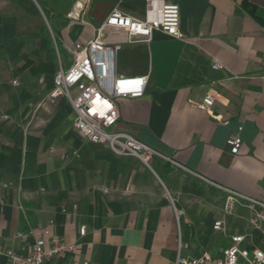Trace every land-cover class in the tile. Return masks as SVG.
<instances>
[{"label": "crops", "instance_id": "crops-1", "mask_svg": "<svg viewBox=\"0 0 264 264\" xmlns=\"http://www.w3.org/2000/svg\"><path fill=\"white\" fill-rule=\"evenodd\" d=\"M147 1L0 0V264L38 237L49 249L54 235L75 247L51 264H174L180 240L186 256L218 255L230 232L248 235L253 213L229 224L223 188L264 203V0H165L180 6L184 39L155 31L129 44L105 30V44L123 45L115 73L150 75L142 97L116 99V129L163 156L152 165L87 141L67 99L48 97L60 61L72 65L69 46L113 9L144 19ZM207 95L210 111L200 107ZM240 127L233 154L226 140ZM221 219L225 231L214 229Z\"/></svg>", "mask_w": 264, "mask_h": 264}, {"label": "built area", "instance_id": "built-area-1", "mask_svg": "<svg viewBox=\"0 0 264 264\" xmlns=\"http://www.w3.org/2000/svg\"><path fill=\"white\" fill-rule=\"evenodd\" d=\"M147 15L144 19L133 18L118 9H113L107 18L95 30V35L85 41L77 42L68 47L73 57L72 65L64 69L61 65L54 77V85L48 94L50 101L55 102L64 97L75 113L74 128L89 142L107 146L114 154L134 157L149 165L154 157H163L156 150L142 142L132 134L116 129L120 118L116 104L118 98H140L145 94L149 74L137 76L117 75L114 71V57L123 48L122 44H105V30L120 29L127 35L129 44L137 41L149 42L155 31L165 33L170 37L184 39L180 29V6L165 0H148ZM214 69H222L223 65L214 61ZM18 85L17 80L12 81ZM214 97L207 95L200 104L202 109L210 111ZM224 125L229 120L214 116ZM241 130L231 132L226 140L231 153L237 154L241 146ZM174 166H180L169 157H164ZM212 184V183H211ZM223 188V187H220ZM225 207L231 212L237 206H246L253 213V222H264V203L227 188ZM180 217L181 209H176ZM214 229L225 231L226 221L217 220ZM87 227L80 228V235H85ZM19 236H21L19 234ZM229 243L221 253L213 255L210 251H200L195 256H186L183 251L187 243L179 241L174 264H264V249L254 245L249 236L233 232L228 235ZM50 248L46 249L44 237H38L34 249L27 255H21L13 250L5 252L6 264H51L54 257H64L74 250V244L58 235L50 238ZM2 252L0 251V254ZM78 264H91L84 260Z\"/></svg>", "mask_w": 264, "mask_h": 264}, {"label": "rangeland", "instance_id": "rangeland-1", "mask_svg": "<svg viewBox=\"0 0 264 264\" xmlns=\"http://www.w3.org/2000/svg\"><path fill=\"white\" fill-rule=\"evenodd\" d=\"M140 162H142V161H140ZM143 164H145V163H143ZM149 164L152 165V162H149ZM157 183H158V185H160L162 190H164L165 193L168 194V192L166 191V189H165L164 185L161 183V181H157ZM208 196H209L210 199H213L215 201L218 200V202H220L222 205L224 204V197L223 196L209 193V191H208ZM250 213H251V210L248 207H246V206H240L239 205V206L235 207L231 212L229 211L228 214H227V215H229L228 216L229 217L228 218L229 224L233 223L235 227L237 225L239 226L240 220H238L239 222H237L236 215L237 214H244V215L246 214L248 216ZM245 220L247 221L245 226L246 227L247 226L250 227L249 230H248V235L250 236L249 239L250 240L253 239L252 242H253L254 245H258V246L260 245L264 249V222H262V223L261 222L260 223L259 222L255 223L253 221L251 222V220H252L251 217L250 218L247 217ZM240 223H242V222H240ZM241 225H244V223H242ZM217 237H219V236H217ZM224 242H225L226 245L228 244V241L226 242L224 240ZM257 242H259V244ZM218 252L221 253L220 249H218Z\"/></svg>", "mask_w": 264, "mask_h": 264}]
</instances>
